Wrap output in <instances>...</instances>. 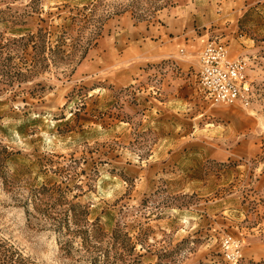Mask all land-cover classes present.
<instances>
[{
	"label": "rangeland",
	"instance_id": "rangeland-1",
	"mask_svg": "<svg viewBox=\"0 0 264 264\" xmlns=\"http://www.w3.org/2000/svg\"><path fill=\"white\" fill-rule=\"evenodd\" d=\"M211 41L250 107L201 90ZM0 264H264V0H0Z\"/></svg>",
	"mask_w": 264,
	"mask_h": 264
},
{
	"label": "built area",
	"instance_id": "built-area-1",
	"mask_svg": "<svg viewBox=\"0 0 264 264\" xmlns=\"http://www.w3.org/2000/svg\"><path fill=\"white\" fill-rule=\"evenodd\" d=\"M247 71L245 58L233 59L226 44L211 41L200 56L198 82L214 106L239 104L250 107L255 94Z\"/></svg>",
	"mask_w": 264,
	"mask_h": 264
},
{
	"label": "crops",
	"instance_id": "crops-1",
	"mask_svg": "<svg viewBox=\"0 0 264 264\" xmlns=\"http://www.w3.org/2000/svg\"><path fill=\"white\" fill-rule=\"evenodd\" d=\"M181 13L184 15L182 16ZM193 22L194 18L190 15V11L181 10V12L175 13V16L167 22L165 27L156 31L162 58L168 59L174 57L182 45L189 46L191 43H197L194 36Z\"/></svg>",
	"mask_w": 264,
	"mask_h": 264
}]
</instances>
